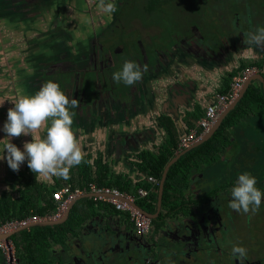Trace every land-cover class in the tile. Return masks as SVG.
<instances>
[{"label":"flooded vegetation","instance_id":"af4514ba","mask_svg":"<svg viewBox=\"0 0 264 264\" xmlns=\"http://www.w3.org/2000/svg\"><path fill=\"white\" fill-rule=\"evenodd\" d=\"M115 3L117 11L109 19L97 7L98 0H0V139L6 135L2 129L13 101L22 94H34L45 82L55 81L63 91L67 86L69 99L76 98L83 105L89 97L112 89V74L126 60L147 67L146 63L156 59L162 68H167L163 70L164 78L148 80L144 90L146 96L162 101L164 110L171 113L165 124L173 144L180 136L176 121H195L216 98L219 89L212 90L213 84L227 82L245 63L264 66V48L243 43L244 33L264 26V0ZM165 40L185 56L179 54L176 60L168 61ZM182 62L191 77L189 84L181 74ZM199 64L205 73L199 70ZM163 72L159 70L157 74ZM173 79L176 88L178 82L184 81L182 88L187 94L176 102L186 105L165 109L166 89ZM254 83L249 87L259 86ZM90 108L89 116L94 113L96 118L79 124L82 131L101 128L116 132L114 122L104 119V106L95 102ZM72 111L78 115V109ZM254 115L248 111L234 122L228 115L227 127L214 132L215 138L211 139L217 157L210 154L207 162L191 164L187 173L181 170L176 190L167 197H163V190L159 196L158 183L147 198L135 200L134 207L148 220L146 231H139L127 212L95 199L93 194L87 199L94 198L95 203L88 205L87 211L82 206L74 213L73 207L64 223L35 225L20 231L12 260H7L0 250V264H168L169 258L174 264H241L232 254L234 244L247 249L243 264H264V199L251 219L228 206L231 189L243 172L255 176L256 186L264 192V135L255 130ZM223 130L239 132L235 148L225 149L223 141L229 138L220 137ZM153 132L156 133H146L151 143L140 137L139 143L132 144L125 161L97 152L93 146L98 145L100 151L101 146L94 144L86 156L87 163L93 165L101 160L102 174L116 181L120 191L132 192L146 175L142 156L155 153V147L158 152L168 145L163 129ZM249 133L261 136V142L250 143ZM40 134L46 132L41 130ZM27 136L13 137L11 142L23 150L24 142L31 141ZM27 169V160L18 172L9 168L6 159L0 160V194L4 189H25L19 177ZM37 184L47 192L52 186L47 182ZM55 213H47L43 217H51L41 222H56L64 217L54 219ZM76 214L82 216L81 221Z\"/></svg>","mask_w":264,"mask_h":264},{"label":"clouds","instance_id":"9594fccd","mask_svg":"<svg viewBox=\"0 0 264 264\" xmlns=\"http://www.w3.org/2000/svg\"><path fill=\"white\" fill-rule=\"evenodd\" d=\"M97 7L109 19L117 11L115 0H98ZM244 37V44L264 48V26H257L254 31L244 33ZM146 71V67L142 69L134 61L126 60L122 68L112 74V79L117 84L132 86L141 81ZM13 102L14 107L8 109L7 120L2 129L6 135L0 139V160L6 159L9 168L14 172H18L20 166L27 160L29 169L36 177L45 180L53 177L70 179L71 169L86 162L72 128L75 116L72 109L77 108L80 101L76 98L69 99L59 83L49 80L34 94H22ZM2 104L3 102L0 103ZM41 130H44L46 135L42 136ZM29 134L32 139L24 142L23 150L11 142L13 137ZM148 175L150 174L143 177V184ZM156 179L159 183V178ZM256 185L257 179L252 174L248 172L239 174L231 189L229 208L247 214L251 219L259 211L264 199V192ZM157 186L158 184L153 186V190ZM232 254L243 264L247 257V249L234 244ZM168 264H174V261L169 258Z\"/></svg>","mask_w":264,"mask_h":264},{"label":"water","instance_id":"95a60500","mask_svg":"<svg viewBox=\"0 0 264 264\" xmlns=\"http://www.w3.org/2000/svg\"><path fill=\"white\" fill-rule=\"evenodd\" d=\"M166 43H163L165 46V54H167L168 61H174L181 54L183 57L185 53L175 48L171 45L169 40H165ZM147 64V71L144 72L143 78L141 81L137 82L132 86H125L123 83L117 84L115 83L111 90H105L103 94L108 93L106 96H91L86 101L85 104L75 108L74 110L78 109V115L73 117V130L76 138L79 142V145L84 153V157L91 153V147L94 144H99L101 146V151L98 145L93 146L96 147L97 152L106 153L104 149V145L109 142L110 149L109 153L116 157H119L122 160H127L129 158V152L131 150V146L133 143L137 144L140 141V137L156 133L153 130L158 131L159 129H163V136L164 134L166 137L169 135L166 129L165 120L170 118L171 113L169 111L164 110V106L161 103L162 101H158V99L146 96L145 94V85L148 80L151 79H158L161 80L164 78L163 70L167 68H162V65L158 63L156 59H153L150 63ZM142 69L144 68L142 65H139ZM199 70L205 73L206 71L202 69L201 65L199 64ZM162 71L163 73L157 74V72ZM168 72V71H167ZM181 74L186 84H189L191 80L190 75L187 73V67L185 62L181 63ZM169 77V74H166ZM175 80H171L169 83L168 88L166 89V97L164 98L165 109L170 106V108L175 109L178 105L185 106L186 102L177 103L176 100L178 98H182V95L187 94V91L182 88L184 85V81L178 82V88L175 87ZM261 84L264 89V74L259 73L255 74L245 83L244 87L242 88L239 96L234 100L232 104H230L217 118L214 125L211 129L206 132L198 141L193 143L188 148L177 152L173 157H171L168 162L165 164L161 177L159 179V196L162 195L163 190V183L166 179V174L168 169L171 165L176 162L179 157L185 154L192 148H195L202 144L203 142L207 141L215 132L216 129L219 128L220 124L222 123L223 119L227 116L230 110H233L237 103L243 98L246 91L248 90L249 86L253 83ZM254 83V84H255ZM64 93L69 97L70 91L67 86L64 87ZM102 98V99H101ZM86 100V99H85ZM95 102H99L100 107L104 106L103 116L104 119L108 121H113L114 125L116 126V132L113 134L111 133V129H101L95 128L92 132H84L80 129L79 124L81 123H89L96 118V115L92 113L93 117L89 116L88 108L91 111L90 105L94 104ZM88 104V108H87ZM77 125V126H76ZM147 128V130H146ZM30 140L29 136H27ZM92 147V148H93ZM87 149V151L85 150ZM90 149V150H89ZM83 164V163H82ZM93 193H85L76 198H74L68 205L66 212L64 213V217L56 222H32L29 224H25L20 226L19 228L15 229L9 234L2 235L4 238L9 239L13 234L20 230H24L28 227L35 226V225H47V224H61L64 223L74 207L75 203L82 199L83 197H92ZM97 196V195H96ZM134 205V204H133ZM137 207V206H136ZM143 213V212H142ZM146 215V214H145Z\"/></svg>","mask_w":264,"mask_h":264},{"label":"trees","instance_id":"16d2710c","mask_svg":"<svg viewBox=\"0 0 264 264\" xmlns=\"http://www.w3.org/2000/svg\"><path fill=\"white\" fill-rule=\"evenodd\" d=\"M249 64L262 66L261 63H249ZM247 65L248 64L245 63L243 66L245 67ZM248 89L249 90L246 91L245 95L237 103L236 107L233 110H230L227 116L223 119L220 128H218L215 131L216 134L221 128L227 127L226 122L229 117L228 115H230L229 119L234 122L239 120V118L248 111L256 112V113H261L264 111L263 86L261 84H259V86L252 85ZM256 113L255 115H257ZM200 116H198L196 119H198ZM213 135L207 141L203 142L199 146L192 148L189 151H187L185 154L181 155L179 159L171 165V167L167 171L166 179L163 183L164 198L167 197L170 193H172V191L176 190V186L179 184L181 178V177L178 178L177 176L180 174L181 170L185 169L186 171L185 173H187L192 165L196 164L198 161L204 162L209 158L210 156L209 153L211 152L212 148L215 146V143H212L211 141V139L215 138ZM166 140L168 141V145H166L164 147L165 149H163L161 152L142 156V165L144 167V172L146 174L153 175L159 179L161 177L165 164L168 162V160L171 157H173L178 152L176 149L177 141L176 143L172 144L170 134L166 137ZM82 168L71 169L70 179L66 180V182H63V179L61 178H57L58 181H56L55 178L53 180L40 179L38 176L36 177V174L32 172L30 169L25 170L24 173H21L19 177L20 179L19 182L25 184V189L22 188L17 189L18 192H20L17 198H14L12 193L7 194L6 192H3L2 194H0V225L6 224L9 220L22 221L33 215H39L43 217L47 213L56 211L60 204V201L54 198L53 193L55 192V190L62 189L64 186H67L69 184L71 188L70 192L71 190H75L76 188L85 189L86 186H88L89 182L91 181L97 183L99 186L120 187L116 181H112L111 178L102 174L103 171L102 166L99 165L98 167H96V173H95L96 175L93 173L91 175L89 168L87 167L83 169ZM37 182L51 183L52 186L50 188V191L49 190L48 192L45 191V187L41 184L40 186H38ZM62 183L64 184L61 185ZM142 184L143 182L137 183L136 185H142ZM34 189H38L43 192L41 194H37L36 191L38 190H34ZM68 194L69 193H65L63 198H66ZM87 198L88 197L85 198L83 197L82 199L76 202L73 209L74 213L77 212L78 209H81L82 206H83L82 210L87 211V208H89L88 205L90 206L91 204L95 203L94 198H92V200ZM142 199L144 200L145 198ZM99 201L108 203L103 200H99ZM111 205L114 208H116L115 205L113 204ZM82 210H79V213H83ZM75 217L78 218L79 221L82 220L81 215L76 214ZM20 231L16 232L10 237L14 241L16 248L19 246L18 234L20 233Z\"/></svg>","mask_w":264,"mask_h":264},{"label":"built area","instance_id":"2783aa9c","mask_svg":"<svg viewBox=\"0 0 264 264\" xmlns=\"http://www.w3.org/2000/svg\"><path fill=\"white\" fill-rule=\"evenodd\" d=\"M259 73L264 74V66L253 64H248L241 71L237 72L231 80H229L226 89L218 93L213 102L206 105L203 114L196 119L193 125H191L179 138L176 144L177 151L188 148L208 132L216 122L218 116L239 96L242 88L250 77ZM157 184L158 180L152 175L146 176L144 184L136 187L134 192H122L116 187L99 186L93 181L89 182L85 189L76 188L70 192L71 188L69 184L62 189L55 190L54 192V198L60 201V204L53 218L58 219L63 216L69 203L74 198L84 193L91 192L94 195H97L95 199L106 201L115 205L117 209L127 212L134 226L139 231L143 232L147 230L148 220L134 207L133 204L138 198H147L150 191L153 190V186ZM65 193L69 194L66 198H63ZM50 217L33 215L22 221L9 220L6 224L0 225V250L3 251L7 260H12L15 253V244L11 238L6 239L2 235L9 234L25 224L47 220Z\"/></svg>","mask_w":264,"mask_h":264},{"label":"crops","instance_id":"0c3cea01","mask_svg":"<svg viewBox=\"0 0 264 264\" xmlns=\"http://www.w3.org/2000/svg\"><path fill=\"white\" fill-rule=\"evenodd\" d=\"M237 73V72H236ZM234 75H235V73H233ZM234 75H232L231 76V78L234 76ZM231 78H229L228 80H227V82H225V83H223V82H221V81H218V82H216L215 84H213L214 86H213V88H212V90L213 89H219L218 90V93H220V92H222V90L224 91L225 89H226V87L228 86V83H229V80H231ZM223 84V85H222ZM227 84V85H226ZM226 85V86H225ZM217 93V94H218ZM213 102V101H212ZM203 112H204V110H202ZM203 112H201L202 114H203ZM200 113V114H201ZM256 113V112H255ZM262 113V112H261ZM261 113H256V114H261ZM199 114V115H200ZM190 122V123H189ZM193 123H194V120H192V119H190V120H183V119H178L177 121H176V126H177V133L178 134H180V136H178L177 138H176V140L178 141V138L179 137H181L184 133H185V131L187 130V125H188V127L189 126H191V125H193ZM183 129H184V131H183ZM221 133V132H220ZM220 137L221 138H223V139H225V138H229V140H225V141H223L224 143H226V147H225V149H228V148H230V147H234L235 148V146H234V144L236 143V144H238V142L240 141V137H241V135L239 134V132L238 133H236V134H230L228 131H224V134H221L220 135ZM260 137L261 136H255V138H256V141H258V142H261V140H260ZM144 139H146L149 143H151L153 140L150 138V137H148L147 135L146 136H144ZM230 139H232V140H230ZM104 149H105V151H106V153H109V149H110V144H109V142H107L105 145H104ZM165 149V148H164ZM86 151H87V149H85ZM153 150V152H155V153H153V154H156V153H158V152H161L162 150H160V151H158V152H156L157 151V147H155V148H153L152 149ZM230 151H232V150H229V152ZM85 153V152H84ZM101 162V160H99L97 163H95V164H93V165H91L90 164V166H88L89 164L88 163H86V164H84L83 166H75V167H73L72 169H78V168H89L90 169V172H91V175H92V173L93 174H95L96 173V167H98L99 165L100 166H103L104 164L103 163H100ZM107 167H109L108 165H106ZM82 168V169H83ZM96 175V174H95ZM63 182H66V180H64L63 179ZM64 183H62L61 185H63ZM4 191L7 193V194H9V193H12L13 194V196H14V198H17L18 197V190H10L9 192H8V189H4ZM3 191V192H4ZM76 204V203H75Z\"/></svg>","mask_w":264,"mask_h":264},{"label":"rangeland","instance_id":"374dc122","mask_svg":"<svg viewBox=\"0 0 264 264\" xmlns=\"http://www.w3.org/2000/svg\"><path fill=\"white\" fill-rule=\"evenodd\" d=\"M247 64H249V63H247ZM253 124H254L255 127H257L255 130L257 132H261L264 135V111L261 114L254 115ZM255 136H256V134H254V133L250 134V143L254 144L256 142ZM262 146H264V142H263ZM209 154H212L213 156L217 157V154L214 153L212 150H211V152ZM208 159L206 161H204V162H207ZM85 161L86 162L84 164L87 163V159H85ZM83 165H80V166H83Z\"/></svg>","mask_w":264,"mask_h":264}]
</instances>
